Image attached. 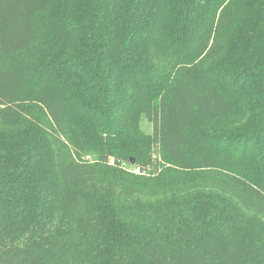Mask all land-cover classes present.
<instances>
[{"label":"trees","instance_id":"1","mask_svg":"<svg viewBox=\"0 0 264 264\" xmlns=\"http://www.w3.org/2000/svg\"><path fill=\"white\" fill-rule=\"evenodd\" d=\"M0 264H264V0H0Z\"/></svg>","mask_w":264,"mask_h":264},{"label":"rangeland","instance_id":"2","mask_svg":"<svg viewBox=\"0 0 264 264\" xmlns=\"http://www.w3.org/2000/svg\"><path fill=\"white\" fill-rule=\"evenodd\" d=\"M140 127L145 133L151 132V124L143 117H141ZM125 167H128V165H125Z\"/></svg>","mask_w":264,"mask_h":264},{"label":"built area","instance_id":"3","mask_svg":"<svg viewBox=\"0 0 264 264\" xmlns=\"http://www.w3.org/2000/svg\"><path fill=\"white\" fill-rule=\"evenodd\" d=\"M134 172H135V173H138V169H135Z\"/></svg>","mask_w":264,"mask_h":264}]
</instances>
